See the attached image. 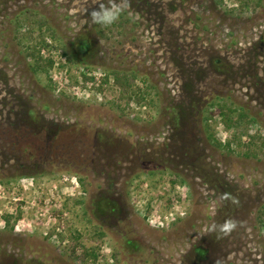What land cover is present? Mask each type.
<instances>
[{"label": "rangeland", "instance_id": "1", "mask_svg": "<svg viewBox=\"0 0 264 264\" xmlns=\"http://www.w3.org/2000/svg\"><path fill=\"white\" fill-rule=\"evenodd\" d=\"M99 2L0 0V264H264V0Z\"/></svg>", "mask_w": 264, "mask_h": 264}, {"label": "clouds", "instance_id": "2", "mask_svg": "<svg viewBox=\"0 0 264 264\" xmlns=\"http://www.w3.org/2000/svg\"><path fill=\"white\" fill-rule=\"evenodd\" d=\"M98 9H93L90 12V21L92 24L108 27L115 24L130 6V0H106L98 3ZM221 200L230 201L234 205L239 204L237 197L230 193H223ZM238 227V222L234 219H227L223 223H213L205 228V235L208 233H216L217 238H222L230 235ZM216 264H219L217 261Z\"/></svg>", "mask_w": 264, "mask_h": 264}, {"label": "trees", "instance_id": "3", "mask_svg": "<svg viewBox=\"0 0 264 264\" xmlns=\"http://www.w3.org/2000/svg\"><path fill=\"white\" fill-rule=\"evenodd\" d=\"M120 24H122V21H117L115 24L108 26V27H103L98 25V31L100 32H106V31H110L113 32L116 28L118 29ZM107 33V32H106ZM24 37H26L24 35ZM28 53L31 56H34L35 58V62L36 64L33 65V67H35L34 69L36 70H40L43 69L44 67V60L42 59V57L39 54V52L36 49V46H29L28 47ZM134 78L129 77V75L124 74V73H120V72H115V81L118 85L121 86L122 89V94H125L126 92H128V90L131 88L132 86V80ZM215 104V103H214ZM222 108L224 106H221ZM9 219H7L8 221ZM257 220L259 223L264 224V205L263 207L259 208L257 211ZM87 256H93L92 253H87Z\"/></svg>", "mask_w": 264, "mask_h": 264}]
</instances>
